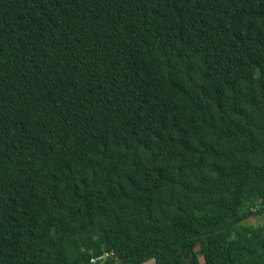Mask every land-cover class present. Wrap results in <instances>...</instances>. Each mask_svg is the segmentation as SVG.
<instances>
[{"label":"trees","instance_id":"1","mask_svg":"<svg viewBox=\"0 0 264 264\" xmlns=\"http://www.w3.org/2000/svg\"><path fill=\"white\" fill-rule=\"evenodd\" d=\"M0 264H264V0H0Z\"/></svg>","mask_w":264,"mask_h":264},{"label":"built area","instance_id":"2","mask_svg":"<svg viewBox=\"0 0 264 264\" xmlns=\"http://www.w3.org/2000/svg\"><path fill=\"white\" fill-rule=\"evenodd\" d=\"M106 256H107V255L104 254L103 256H100V257H98V258H93V259L91 260V263H95V261H99V260H104Z\"/></svg>","mask_w":264,"mask_h":264},{"label":"rangeland","instance_id":"3","mask_svg":"<svg viewBox=\"0 0 264 264\" xmlns=\"http://www.w3.org/2000/svg\"><path fill=\"white\" fill-rule=\"evenodd\" d=\"M259 220H261V218H259Z\"/></svg>","mask_w":264,"mask_h":264}]
</instances>
